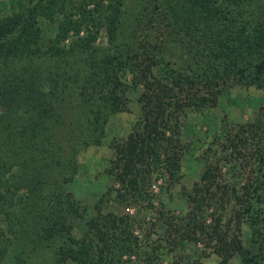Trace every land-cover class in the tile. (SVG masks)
Wrapping results in <instances>:
<instances>
[{"label": "trees", "instance_id": "1", "mask_svg": "<svg viewBox=\"0 0 264 264\" xmlns=\"http://www.w3.org/2000/svg\"><path fill=\"white\" fill-rule=\"evenodd\" d=\"M25 4L0 16V264H123L133 253L137 264H161L180 241L202 242L219 264L236 256L237 264H264V0H162L159 9L172 18L169 37L186 49L190 74L174 67L164 43L158 51L150 42L134 49L122 28L125 0ZM43 21L53 25L52 36L45 38ZM101 27L108 44L90 50ZM121 70L143 84L141 127L114 146L107 169L123 191L111 197L107 188L89 211L69 185L79 153L102 143L109 115L120 108L127 86ZM225 81L260 89V116L229 132L228 153L213 161L203 155L181 212L159 205L154 219L162 230L152 240L151 230L145 233L139 247L135 228L144 221L119 204L149 198L138 177L152 166L156 135L166 136L174 102L214 105ZM173 84L188 91L173 94ZM173 134L167 141L182 148L165 151V164L177 180L184 145ZM72 217L86 228L76 231ZM245 227L254 251L244 243Z\"/></svg>", "mask_w": 264, "mask_h": 264}, {"label": "rangeland", "instance_id": "2", "mask_svg": "<svg viewBox=\"0 0 264 264\" xmlns=\"http://www.w3.org/2000/svg\"><path fill=\"white\" fill-rule=\"evenodd\" d=\"M166 1L173 3L181 0ZM26 2L27 0H0V16L3 17L11 13L14 8L25 7ZM161 2L162 0H125L121 16L123 32L132 37L134 49L136 46H140L142 42H150L151 46L157 44L156 51H158L159 46L164 43L166 54L172 59H176L174 67L179 70H181L180 67H183L190 74L192 71L185 64V61L189 59L186 54L187 51L179 43H173V38L169 37L172 18L170 19V16L159 9ZM42 25L45 38L54 34L55 30L50 22L43 21ZM82 34H84L83 30L80 32V35ZM70 39L68 37L65 42L69 43ZM107 44L105 28L101 27L89 49L95 50L94 47L101 49ZM161 51H163L162 48ZM97 52L100 53V50ZM181 62L184 64L180 65ZM42 63L46 64L45 61ZM71 63L74 64L75 62ZM119 74L121 80L127 85L120 108L109 115L102 143L87 146L79 153L80 168L69 185L77 197L86 202L87 207L90 208V210L88 208L89 211H92L98 196L107 188L113 187L111 197L116 194V189L123 191V181L115 173L110 174L113 170L109 169L110 172H107V169L112 164L111 159L115 154L114 146L124 142L134 127H141L143 110L140 96L143 84L134 80L133 72L130 70H121ZM173 87L172 93L175 94V91H178V86L173 84ZM195 89L197 88H192L189 92L192 93ZM186 91L188 90L178 91V93L183 95ZM199 92L200 90L196 93ZM176 96L180 98L178 95ZM178 102H174L177 104L171 110L168 128L165 130L166 136H162L160 133L156 135L155 145L157 148L156 154H153L151 168L149 170L144 169L138 177L139 185L150 194L149 198L142 201L128 199L119 204V211L136 213V216L144 221L143 226H136L135 228L141 248L146 245L145 233L151 230L149 238L152 240L162 230L159 222H156L157 219H154L156 208L163 204L172 212H181L184 207V194L192 182L199 178L204 167L203 155L213 161L222 153H228L223 152L226 151L224 149L226 148L227 135L229 132H234L233 129L239 123L260 116L263 97L261 90L252 85L225 81L221 84V90L214 105L210 104L201 109H192L186 105L180 107ZM174 130L177 131L179 140L184 145L182 166L178 171L177 180H173L169 168L165 164V151L170 152L182 148L179 144H175L178 141L173 140L170 143L166 139L167 136L173 139ZM156 155L161 159L158 167L155 165ZM222 168H227L226 163L222 164ZM146 200L151 205H147ZM108 203L117 206L115 199L109 200ZM74 219L72 217L71 221ZM152 220L156 224L153 225ZM74 226H76V231H83L86 228L84 220L79 218L75 219ZM243 240L245 245L252 247L254 251V245L250 242V231L246 227L243 230ZM163 257L161 264H219V257L208 252L202 242L180 241L178 248L173 253L169 252ZM124 259L123 264L138 263V255L136 257L134 253L125 256ZM237 263L238 258L236 256L230 259L227 264Z\"/></svg>", "mask_w": 264, "mask_h": 264}]
</instances>
